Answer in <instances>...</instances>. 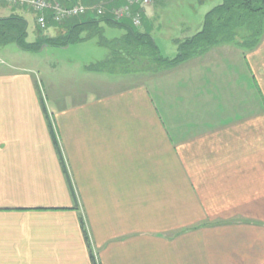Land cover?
Listing matches in <instances>:
<instances>
[{"label": "crops", "instance_id": "obj_1", "mask_svg": "<svg viewBox=\"0 0 264 264\" xmlns=\"http://www.w3.org/2000/svg\"><path fill=\"white\" fill-rule=\"evenodd\" d=\"M217 55L84 69L91 90L48 116L37 76L0 59V264H264V96Z\"/></svg>", "mask_w": 264, "mask_h": 264}, {"label": "trees", "instance_id": "obj_2", "mask_svg": "<svg viewBox=\"0 0 264 264\" xmlns=\"http://www.w3.org/2000/svg\"><path fill=\"white\" fill-rule=\"evenodd\" d=\"M50 1L52 3L59 1L63 6L80 3L90 8L103 7L106 14L100 16L96 11L91 10L82 17L70 19L59 25L52 22L51 13L48 12L46 14L48 26L46 31H43L44 29L40 28L37 23L38 14L31 9L35 14L37 25L36 40L28 42L29 21L19 13H15L10 17L0 18V46L6 47L14 44L22 51L38 53L43 50L44 46L65 48L73 43L98 38V44L108 49V56L104 61L86 66L87 71L110 74L148 72L155 75L221 45L234 46L244 56H247L248 53L257 50L264 39V0H222L220 5L206 15L201 28L195 35L183 41H176L179 53L174 59L164 58L161 55L150 30L143 32V23L146 19L142 17V13L137 11V6L141 5L137 3L144 4L143 0H133L131 17L121 20L113 16V10L129 6L132 0ZM23 8L30 9L27 6ZM138 14L141 16V26H135L133 22V17ZM103 24L110 27H121L125 33L121 38L106 40L103 36L105 30ZM52 28L59 31L57 37L46 34ZM40 101L48 116L42 96ZM49 128L58 155L64 164V170L70 179L59 140L51 123H49Z\"/></svg>", "mask_w": 264, "mask_h": 264}, {"label": "rangeland", "instance_id": "obj_3", "mask_svg": "<svg viewBox=\"0 0 264 264\" xmlns=\"http://www.w3.org/2000/svg\"><path fill=\"white\" fill-rule=\"evenodd\" d=\"M221 3L222 0H150L149 6L141 4L137 6V11L143 14H141L142 17H146L148 14L143 23V26L145 24L143 32L150 30L149 32L154 37L161 55L164 58L174 59L178 55L177 52L179 53L176 40L183 41L187 36H192L198 32L206 15ZM28 18L30 23L28 42H35V22L32 16H28ZM103 26L105 25L103 24ZM58 32L52 28L46 34L57 37ZM124 33L125 30L121 27L105 26L103 36L106 40H114L121 38ZM98 43V38H91L87 41L73 43L65 48L44 46L43 50L38 53L22 51L12 44L6 47L0 46V59L7 64H14L37 76L40 84L38 87L39 98L42 96L46 107L55 113V111H60L64 104H67L61 101V108L59 107L62 92L71 95L73 91L74 93L76 91L81 93L80 89H85L84 93L91 90L92 86H86V83H89L87 82L88 77H83L81 74L86 66L104 61L107 58L108 49ZM257 51L248 53L246 58H248L250 70L254 71V77L257 79L259 87L262 89L261 93L264 96V39ZM221 56L223 59L226 57L225 62L227 65H230L233 60L242 62L241 65L234 67L240 78L244 76L243 70H245L246 75L250 74L245 58L236 47L230 45L218 46L217 57ZM257 63H259L258 66ZM102 75L106 78H100V80H108L107 77H110L109 79L116 78L115 75ZM249 79V81H253V78ZM74 80L79 81V86L75 85ZM82 82H85V86H80ZM64 87H67V89H64ZM152 87H150V90L157 102L156 86L152 85ZM240 106H242L241 103H239L238 109H240ZM222 109L223 112L226 110L225 107ZM236 112L240 113V111ZM231 113L234 112H224L226 115ZM169 117L173 120L172 116H168V118L165 117V121L171 126L168 120Z\"/></svg>", "mask_w": 264, "mask_h": 264}, {"label": "built area", "instance_id": "obj_4", "mask_svg": "<svg viewBox=\"0 0 264 264\" xmlns=\"http://www.w3.org/2000/svg\"><path fill=\"white\" fill-rule=\"evenodd\" d=\"M143 5L150 4V0H143ZM5 4L12 7H25L32 9L38 14L37 23L40 28L46 29L48 26V19L46 14L51 13L52 22L62 25L73 18H79L86 15L89 11H96L98 15L103 16L106 14L103 7L90 8L80 3H76L72 6H63L61 2L56 1L52 3L50 0H0V5ZM133 0L130 1L129 6H122L113 10V16L117 20L131 17V5ZM137 4H142L138 2ZM135 26H141V16L138 14L133 17Z\"/></svg>", "mask_w": 264, "mask_h": 264}]
</instances>
